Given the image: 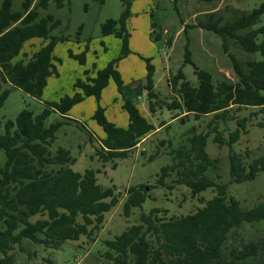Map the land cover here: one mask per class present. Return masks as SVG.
<instances>
[{
  "label": "trees",
  "instance_id": "16d2710c",
  "mask_svg": "<svg viewBox=\"0 0 264 264\" xmlns=\"http://www.w3.org/2000/svg\"><path fill=\"white\" fill-rule=\"evenodd\" d=\"M50 0H38L36 6L46 9ZM62 7L68 0H54ZM33 0L22 2V11L13 12L12 0H2L0 7V79L8 88L1 91L0 109L12 89L41 100L50 76H58L55 49L64 40L51 32L60 25L51 15L38 19V11L31 8ZM123 12L120 18L107 20L101 25V37H114L121 41L120 55L106 62L103 68H84L83 79L72 84V93L57 102H44L39 114L21 110L16 118L3 122L0 133V150L4 152L5 164L0 168V264H11L9 251L19 247L23 239L46 248H58L66 241H77L81 236L93 242L102 227L104 214L118 202L114 187H102L97 183L98 171L74 172L69 166L74 159L63 148L52 154L49 146L62 122L46 125L51 113H58L68 121V112L85 99L93 98L95 110L91 119L102 129L96 155L103 162L126 158L129 151L155 131L154 125L144 117L137 105L124 97L123 80L117 70V62L131 53L128 28L131 0H120ZM264 14V4L247 13H239L232 20L223 21L211 12L205 21L190 27L213 32L221 39L222 50L231 59L238 80L213 82L207 71L192 64L197 85L192 86L179 69L169 80L176 89L178 100L165 104L168 111H176L173 119L192 115L195 120L212 114L215 121L226 120L232 107L264 108V25L253 28ZM156 26V23H152ZM39 39L42 45L29 55L23 51L26 43ZM159 40L160 35L153 36ZM233 41L246 53H259L260 61H247L244 65L228 51ZM84 51L68 53L80 65H85ZM185 62H190L186 53ZM145 75L148 111L156 113L160 106L158 93L154 92L153 67L148 63ZM112 82L121 97V110L126 114L125 128L116 126L105 115L100 105L103 91ZM154 100V101H153ZM181 122H185L182 118ZM245 119L237 122L227 140L213 129V142L227 145L229 175L232 183H242L264 172V155L253 159L246 168L240 156L231 147L245 128ZM163 122L160 126H165ZM90 137L93 136L90 134ZM208 135L193 130L187 136V144L171 152L176 164L162 167L156 185L172 189L165 178L175 173L177 185H185L191 196L212 189L215 195L195 212L164 219L161 211L152 209L140 214L138 223L129 226L112 240L104 241L106 250L100 254L103 264H264V242L240 241L226 249L230 234L244 223L264 220V200L250 208H241L233 197H227L226 185L206 175L213 161L205 151ZM163 143V142H161ZM154 156L149 157V161ZM115 167V163L112 165ZM154 186L139 185L127 190L124 214L129 216L132 208L140 207L146 194ZM39 216V218H37ZM34 218V220H33ZM22 249V248H21Z\"/></svg>",
  "mask_w": 264,
  "mask_h": 264
},
{
  "label": "rangeland",
  "instance_id": "374dc122",
  "mask_svg": "<svg viewBox=\"0 0 264 264\" xmlns=\"http://www.w3.org/2000/svg\"><path fill=\"white\" fill-rule=\"evenodd\" d=\"M23 1L12 0V11H22ZM37 2L33 0L31 8L38 11V19L51 15L54 20L60 21V25L51 32L53 36L64 38L55 49L58 76L48 78L41 100L19 89H12L0 109V133L4 132L3 122L13 121L21 110L27 109L39 114L45 107L44 102H57L64 95L71 94L76 79L84 78V68L92 70L95 66V69H101L108 60L120 55L121 41L112 36L103 38L100 31L101 25L107 20L117 21L120 18L123 12L120 0H68L60 8L54 0H50L46 9L36 6ZM1 3L2 0L0 7ZM263 4L264 0H131L127 23L131 53L117 62V70L123 80L124 97L137 105L140 113L154 125L155 131L138 147L129 151L126 158L103 163L96 155L99 138L104 134L91 119L95 110L93 98L85 99L68 112L66 117L74 121H68L58 113H51L45 124L48 126L59 121L62 125L49 146L50 152L54 154L59 147L67 150L75 160L69 166L74 172L83 174L86 170L98 171L97 183L102 187H114L118 202L104 214L102 227L93 242L81 236L77 241H66L54 249L23 239L21 247L15 245L9 251L11 264H103L100 254L106 250L104 241L114 239L129 226L138 223L140 214L158 209L161 211L158 217L169 219L191 214L203 207L214 197L212 189L192 197L189 188L174 183L177 179L175 173L165 178L166 184L171 185L172 189L156 185L161 168L177 162L171 152L187 144V136L193 129L196 133L208 135L205 151L214 161L206 175L226 185L227 197L236 199L244 209L264 200V172L258 173L253 180L232 183L229 175L230 148L213 142L215 134L212 129L216 128L222 138L227 140L229 134L237 128V122L246 120L245 128L240 129V137L231 150L240 156L242 164L247 168L253 159L264 155V108L236 110V107H232L226 120L215 121L212 114L198 120L192 115L185 118L182 117L183 111L172 120L176 111H168L165 106L172 100H178L177 91L170 87L168 78L179 69L190 85H197L192 64L211 74L214 83L238 80L231 59L222 50L220 37L213 32L190 26L205 21L211 12L227 21ZM152 23H156V26ZM263 25L264 14L253 28ZM156 34L160 35L159 40L153 39ZM41 45V40L34 39L25 44L23 51L29 55ZM86 45L85 65H80L68 53L79 54ZM228 51L242 65L247 61L261 60L259 53H246L233 41H229ZM187 52L190 62H185ZM148 63L153 67V87L160 102L155 114L148 111L149 101L145 89ZM0 88L1 91L8 88L1 79ZM121 102L115 85L110 82L103 91L100 105L105 109L109 121L125 128L127 117L120 108ZM180 117L185 118V122L182 123ZM163 122L166 124L161 128ZM150 156H154L151 161ZM4 164L5 155L0 150V168ZM146 184L154 187L147 192L142 205L132 208L129 216H126L123 206L128 188ZM249 240L264 242V220L244 223L234 234H230L225 247L228 249L240 241Z\"/></svg>",
  "mask_w": 264,
  "mask_h": 264
},
{
  "label": "crops",
  "instance_id": "0c3cea01",
  "mask_svg": "<svg viewBox=\"0 0 264 264\" xmlns=\"http://www.w3.org/2000/svg\"><path fill=\"white\" fill-rule=\"evenodd\" d=\"M171 78H172V77H171ZM169 80H170V78H168V81H169ZM161 128H162V127H161ZM148 137H149V136H147L146 138H148ZM146 138H145V139H146ZM145 139H143L142 141H144ZM142 141H141V142H142ZM141 142H140V143H141ZM140 143H139V144H140ZM139 144H138V145H139ZM138 145H137V147H138Z\"/></svg>",
  "mask_w": 264,
  "mask_h": 264
}]
</instances>
